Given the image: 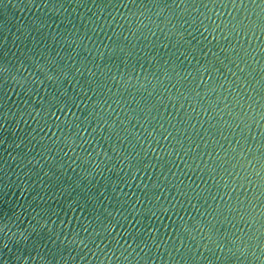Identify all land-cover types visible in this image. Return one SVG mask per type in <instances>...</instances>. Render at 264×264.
Instances as JSON below:
<instances>
[{
    "label": "water",
    "instance_id": "obj_1",
    "mask_svg": "<svg viewBox=\"0 0 264 264\" xmlns=\"http://www.w3.org/2000/svg\"><path fill=\"white\" fill-rule=\"evenodd\" d=\"M0 264H264V0H0Z\"/></svg>",
    "mask_w": 264,
    "mask_h": 264
}]
</instances>
